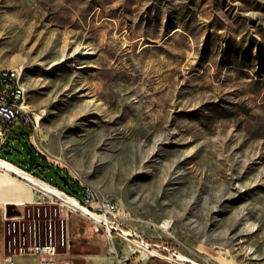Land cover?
Returning <instances> with one entry per match:
<instances>
[{
	"label": "rangeland",
	"instance_id": "rangeland-1",
	"mask_svg": "<svg viewBox=\"0 0 264 264\" xmlns=\"http://www.w3.org/2000/svg\"><path fill=\"white\" fill-rule=\"evenodd\" d=\"M0 67L24 68L44 113L38 144L0 155L33 151L39 180L120 201L121 227L153 245L21 177L34 197L11 236L60 241L73 215L72 236L97 226L148 264H264V0H0Z\"/></svg>",
	"mask_w": 264,
	"mask_h": 264
},
{
	"label": "built area",
	"instance_id": "built-area-1",
	"mask_svg": "<svg viewBox=\"0 0 264 264\" xmlns=\"http://www.w3.org/2000/svg\"><path fill=\"white\" fill-rule=\"evenodd\" d=\"M16 72L17 71L4 73L3 71H0V149H3L6 145L10 144V130L15 124L30 129L31 138L33 137L36 144H38L37 142L39 140V116H41L43 112L22 105V91L15 86ZM26 171L33 174L27 169ZM42 181L50 185L52 184V182L44 179ZM53 187H55L57 191L63 193L66 197L74 199L77 203L87 206L90 209V214L88 215L105 224L110 237H113V233L115 232H121L127 236H134L133 243L141 250L150 252L153 244L146 241L141 234H138L136 231L129 232L121 227L119 219H121L123 215L121 212L120 201L100 197L97 191H89L86 188L83 196L80 197L79 195H73L58 186ZM92 203H96V205L94 206ZM9 218V215L5 213L3 233L6 253L4 255V264H16L17 255L36 256L39 259V264H61L58 257V245H68V232L64 219L60 241L55 242L53 236L44 241L39 239L36 225L34 233L30 237L29 234L23 235L20 239L16 235L11 236L13 235V228L14 230L17 229V222L14 221L13 223H8L7 221ZM52 225L53 224H51V227ZM51 234H53L52 228ZM154 246L158 247L159 245L156 244Z\"/></svg>",
	"mask_w": 264,
	"mask_h": 264
},
{
	"label": "crops",
	"instance_id": "crops-1",
	"mask_svg": "<svg viewBox=\"0 0 264 264\" xmlns=\"http://www.w3.org/2000/svg\"><path fill=\"white\" fill-rule=\"evenodd\" d=\"M31 130L20 125H13L10 130L11 142L6 145L5 148L0 149L2 151L7 150L6 148L10 147L16 140L22 141L25 138H29L30 141L33 140L30 135ZM33 147V146H32ZM12 151V148H9ZM8 154V153H6ZM1 156V155H0ZM3 157V156H1ZM29 160L22 167L19 164H16L10 159V157H3L9 160L11 163L20 168L28 169L32 167V164L37 158L36 154L33 151L30 152ZM40 164V163H39ZM45 165L40 164V168H45ZM35 174L34 172H32ZM6 175V176H5ZM13 178V181H10L7 172L0 167V264H4V255L6 253L5 243H4V214L13 215L20 210V205L25 203H20L16 201L18 196H21L25 193L31 194L32 192L26 188L23 180L15 174L10 175ZM72 218H68L66 222L67 227V241L68 245H58L59 250V260L61 264H148V260L140 258V255L133 256L127 251V247H123L119 250H115L113 246L102 243L99 236V228L93 225H85L80 232H83L84 235L77 237L72 236V227L71 224ZM78 242L80 247L79 250L73 251L72 246L74 242ZM86 246L93 247L94 249H85ZM84 247V248H83ZM116 247V246H115ZM145 253H148L146 250H141ZM16 264H39V259L33 255H17Z\"/></svg>",
	"mask_w": 264,
	"mask_h": 264
},
{
	"label": "bare ground",
	"instance_id": "bare-ground-1",
	"mask_svg": "<svg viewBox=\"0 0 264 264\" xmlns=\"http://www.w3.org/2000/svg\"><path fill=\"white\" fill-rule=\"evenodd\" d=\"M0 71H3L4 73H12L14 71H17L16 74H15V86H17V88H19L22 91V105L25 106V107H30V109H34L30 105V103L28 101L27 89L25 87V84H24L23 78H22L24 68L23 67H0ZM43 114L44 113H42V115L39 116V128L41 126V120L43 118ZM0 167L3 168L7 172V176H8L10 181H13V178L10 175L11 174H15V175H17V176H19L21 178H24L28 182H31L33 184L38 185L43 190H46V191H49V192H54L55 194H57L58 196L63 198L68 203V205H71V207L73 206V208L79 209L83 213L90 214V209L87 206L77 203L74 199H70L68 197H64L61 193H59V191H57V189L55 187H53L52 185L42 181L41 179L39 180L33 174H31L30 172L20 168V166L19 167L16 166L15 164L11 163L9 160L0 157ZM74 170H75V168H74ZM86 189L89 190V191H96V189L92 185L91 186H87ZM36 190H37V188H36ZM33 197H34V195L32 193L31 194L25 193V194H23L21 196H18L16 201H18L20 203H26V202L32 201ZM160 226L162 228H164L165 230H169V228L172 227L171 219H166L162 224H160ZM156 253H158V252H156V251L152 252V254H156ZM179 258L185 259L186 261H191V262L197 263L194 259L186 257V256H182V257H179Z\"/></svg>",
	"mask_w": 264,
	"mask_h": 264
},
{
	"label": "trees",
	"instance_id": "trees-1",
	"mask_svg": "<svg viewBox=\"0 0 264 264\" xmlns=\"http://www.w3.org/2000/svg\"><path fill=\"white\" fill-rule=\"evenodd\" d=\"M1 156H3V157H7V155L5 156V155H1ZM15 162V161H14ZM16 164H18L17 162H15ZM34 163V162H33ZM33 163H31L32 165H33ZM40 162H39V160H36V166H38V164H39ZM27 170H29V171H31V172H33L32 171V169L31 168H28ZM35 174H37V173H35ZM38 175V174H37ZM68 177V176H67ZM48 179V178H47ZM69 179V178H68ZM49 180V179H48ZM50 181V180H49ZM51 182V181H50ZM64 182H65V180H64ZM78 181L77 180H75V182L72 184L71 182H70V184H69V186L70 187H65V186H61V185H58V186H60L62 189H64V190H66L67 192H69V193H71V194H73V195H78V193H81V190L80 189H78L77 187L79 186L78 185V183H77ZM66 183V182H65ZM78 185V186H77Z\"/></svg>",
	"mask_w": 264,
	"mask_h": 264
},
{
	"label": "water",
	"instance_id": "water-1",
	"mask_svg": "<svg viewBox=\"0 0 264 264\" xmlns=\"http://www.w3.org/2000/svg\"><path fill=\"white\" fill-rule=\"evenodd\" d=\"M10 152H11V149H7V150L5 151V153H10ZM61 177H62L63 180H65V182H66L67 185L70 184V180L68 179L67 175L62 174Z\"/></svg>",
	"mask_w": 264,
	"mask_h": 264
}]
</instances>
